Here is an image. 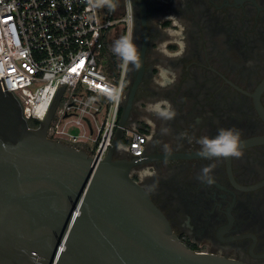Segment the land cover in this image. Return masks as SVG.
Listing matches in <instances>:
<instances>
[{"label": "flooded vegetation", "instance_id": "flooded-vegetation-1", "mask_svg": "<svg viewBox=\"0 0 264 264\" xmlns=\"http://www.w3.org/2000/svg\"><path fill=\"white\" fill-rule=\"evenodd\" d=\"M133 27L111 33L107 63L124 72V103L143 71L128 126L146 134L144 151L131 176L167 216L173 231L190 249L264 264V0H128ZM126 0H120L124 11ZM130 39L139 50L140 67L125 63L113 43ZM159 51L166 43L175 53ZM170 68L175 83L154 82L158 67ZM167 100L176 111L171 121L158 119L146 106ZM167 128V134L161 129ZM220 128L241 133L240 158L206 160L198 155L202 136ZM118 157L132 159L126 151ZM215 165L212 184L198 177ZM152 168L157 175L141 181ZM152 186V190L148 191Z\"/></svg>", "mask_w": 264, "mask_h": 264}, {"label": "water", "instance_id": "water-1", "mask_svg": "<svg viewBox=\"0 0 264 264\" xmlns=\"http://www.w3.org/2000/svg\"><path fill=\"white\" fill-rule=\"evenodd\" d=\"M143 57L113 144L98 163L48 137L60 94L33 128L0 83V264H245L187 247L131 176L141 160L118 157Z\"/></svg>", "mask_w": 264, "mask_h": 264}, {"label": "built area", "instance_id": "built-area-1", "mask_svg": "<svg viewBox=\"0 0 264 264\" xmlns=\"http://www.w3.org/2000/svg\"><path fill=\"white\" fill-rule=\"evenodd\" d=\"M112 2L115 10L97 0H0L2 88L27 120L39 122L60 94L48 137L86 150L97 163L113 144L125 97L124 72L108 75L103 49L118 26L128 35L133 27L129 1L122 13L120 0ZM122 138L132 157L142 156L145 133L127 125Z\"/></svg>", "mask_w": 264, "mask_h": 264}, {"label": "clouds", "instance_id": "clouds-1", "mask_svg": "<svg viewBox=\"0 0 264 264\" xmlns=\"http://www.w3.org/2000/svg\"><path fill=\"white\" fill-rule=\"evenodd\" d=\"M106 5L109 10H115L116 5L112 0H97V6ZM184 44L180 43V50L175 53L167 51L166 43L159 46V51L169 57H179L183 54ZM112 51L115 55L126 63H131L134 67H140L139 50L138 47L127 37L115 41L112 46ZM176 74L170 69L163 66L158 67V76L154 78V82L162 88L175 83ZM111 98V97H110ZM147 112L152 113L158 119L164 121H171L176 116V111L173 109L171 103L167 100H158L155 103H149L145 109ZM169 130L162 128V134H167ZM197 143L200 145L198 155L206 160H222L227 158H240L243 155L241 144V133L235 128H220L215 137L202 136ZM215 165H209L201 170L198 177L203 182L212 184L214 182L211 172ZM157 173L152 168H144L140 171L139 177L141 181L146 178L154 177ZM152 190V186L148 191Z\"/></svg>", "mask_w": 264, "mask_h": 264}, {"label": "trees", "instance_id": "trees-1", "mask_svg": "<svg viewBox=\"0 0 264 264\" xmlns=\"http://www.w3.org/2000/svg\"><path fill=\"white\" fill-rule=\"evenodd\" d=\"M102 56L106 62V72L108 73L109 76L111 77H120V72L117 70V65L116 63H113V62H109L107 63V56H108V52L107 50L104 48L103 49V53H102ZM123 111V109H122ZM122 111H121V114H122ZM29 122V126L33 127V128H37L39 127L40 125V122L36 119H29L28 120ZM123 143H127L126 139L125 138H122L121 140Z\"/></svg>", "mask_w": 264, "mask_h": 264}, {"label": "rangeland", "instance_id": "rangeland-1", "mask_svg": "<svg viewBox=\"0 0 264 264\" xmlns=\"http://www.w3.org/2000/svg\"><path fill=\"white\" fill-rule=\"evenodd\" d=\"M122 28H124V26L123 25H120L114 31H112V33L115 32V31H117V30L120 31V29H122ZM72 132L79 133V129L77 127H75V128H73ZM121 144H122V142H121ZM124 150L125 149L123 147V144L120 145V148H119L118 152H122Z\"/></svg>", "mask_w": 264, "mask_h": 264}]
</instances>
